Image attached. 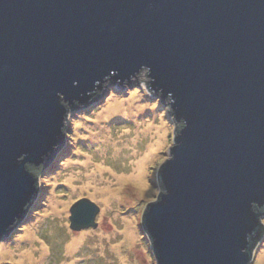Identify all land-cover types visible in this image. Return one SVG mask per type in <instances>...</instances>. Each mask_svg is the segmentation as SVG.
Wrapping results in <instances>:
<instances>
[{
	"label": "water",
	"instance_id": "1",
	"mask_svg": "<svg viewBox=\"0 0 264 264\" xmlns=\"http://www.w3.org/2000/svg\"><path fill=\"white\" fill-rule=\"evenodd\" d=\"M173 116L143 232L156 264H252L264 234V0H0V240L69 114L139 81ZM99 205L77 199L72 229Z\"/></svg>",
	"mask_w": 264,
	"mask_h": 264
},
{
	"label": "rangeland",
	"instance_id": "2",
	"mask_svg": "<svg viewBox=\"0 0 264 264\" xmlns=\"http://www.w3.org/2000/svg\"><path fill=\"white\" fill-rule=\"evenodd\" d=\"M141 85L142 80L109 86L88 107L69 114L65 143L41 171L37 196L0 240V264H156L141 217L159 193L158 169L169 156L174 123L166 102ZM157 124L165 140L145 162L144 184L117 182L108 187L115 194L103 202L93 184L88 187L87 175L102 165L96 178L106 185L115 180L111 173H128ZM83 197L99 205L97 225L72 229L70 208ZM256 247L252 264H264V234ZM26 250L33 261L21 254Z\"/></svg>",
	"mask_w": 264,
	"mask_h": 264
},
{
	"label": "bare ground",
	"instance_id": "3",
	"mask_svg": "<svg viewBox=\"0 0 264 264\" xmlns=\"http://www.w3.org/2000/svg\"><path fill=\"white\" fill-rule=\"evenodd\" d=\"M130 82V81H127ZM124 82V83H127ZM120 85V84H119ZM126 85V84H125ZM141 86H145V84L142 82ZM147 89V88H146ZM120 103H122V101H119ZM113 106V105H112ZM112 109V107H111ZM154 134H153V138L151 139V141L148 143L143 155H141V157H138L133 165V168L128 172V173H111L110 176L113 177L115 180L109 181L106 185L101 184L102 179L100 178H96L98 175L97 171H103L104 168L102 165L97 164V167L93 168V173H91L92 175H87L88 176V184H90L88 187H92L93 184V188L94 191H98L99 195L101 196L100 198L102 199L103 202L107 201V199H109V196H111V194H115L114 191H110L108 189V187L112 186L113 184H116L117 182L119 183H123L126 181H134V182H138L141 184H144L143 181V171L145 168V162L146 160H148L157 150L158 147H160L161 145H163L164 143V137H163V132H164V128H162L159 124H157L154 128ZM148 158V159H147ZM117 176V178L115 177ZM101 186H103L101 188ZM86 188V186H85ZM101 188V190H100ZM100 190V191H99ZM60 205L62 204L61 202ZM27 260H29L30 262L33 261V254L31 250H26L23 253H21ZM121 262H123V257L121 258Z\"/></svg>",
	"mask_w": 264,
	"mask_h": 264
}]
</instances>
